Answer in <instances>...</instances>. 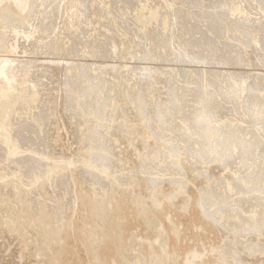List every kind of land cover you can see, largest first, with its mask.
Instances as JSON below:
<instances>
[{"label":"bare ground","instance_id":"obj_1","mask_svg":"<svg viewBox=\"0 0 264 264\" xmlns=\"http://www.w3.org/2000/svg\"><path fill=\"white\" fill-rule=\"evenodd\" d=\"M0 264H264V0H0Z\"/></svg>","mask_w":264,"mask_h":264}]
</instances>
